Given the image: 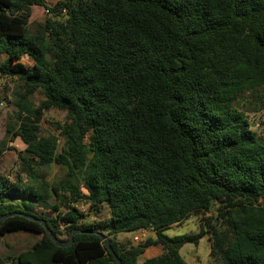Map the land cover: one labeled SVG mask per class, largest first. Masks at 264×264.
<instances>
[{
  "label": "trees",
  "instance_id": "trees-1",
  "mask_svg": "<svg viewBox=\"0 0 264 264\" xmlns=\"http://www.w3.org/2000/svg\"><path fill=\"white\" fill-rule=\"evenodd\" d=\"M33 5L54 17L30 31ZM0 54L2 74L24 55L39 70L26 69L29 87L14 101V135L34 141V157L21 159L31 181L0 172V215L42 219L61 241L86 231L57 246L38 221L6 217L0 236L40 234L17 264H117L80 202L106 205L105 235L122 264H138L151 245L162 252L141 264H187L179 248L205 234L207 264H264V142L233 106L242 90L264 93V0H0ZM51 108L67 114L60 144L39 133ZM51 163L67 167L58 183L33 171ZM213 206L206 231L163 233ZM151 227L140 244L116 239Z\"/></svg>",
  "mask_w": 264,
  "mask_h": 264
},
{
  "label": "rangeland",
  "instance_id": "rangeland-1",
  "mask_svg": "<svg viewBox=\"0 0 264 264\" xmlns=\"http://www.w3.org/2000/svg\"><path fill=\"white\" fill-rule=\"evenodd\" d=\"M56 1L58 0H45V3L47 7H51ZM47 16L54 17L47 11V8L33 5L28 16V29L33 31ZM4 58L5 57L0 54V62L3 61ZM28 68H31L34 73L39 71L32 59L24 55L10 65L12 74L0 73V172L11 181L15 179L14 177L18 173V179L25 184L30 183L31 179L27 173L22 170V168H25V164L22 163L21 159L22 157H27L29 159L34 157L32 148L34 141L25 144L18 135H14V133H18V127L15 121V112L17 108L14 105V101L17 99V95L20 92H23L29 87V83L24 78V73ZM254 96L255 94L242 90L233 102V106L246 112L253 131L256 133L259 140L264 142V123L261 121V114L264 110V93H260L259 98H255ZM28 97L34 106H37L39 101L43 98L39 90H34L29 93ZM66 121L67 114L64 111L55 108L45 110L40 118L39 133L41 135L49 133L57 135L60 144L64 136L59 133V129ZM30 162L34 164L32 160H30ZM32 167L36 175L43 176L44 179L51 184L58 183L67 173V167L61 164L51 163L43 168L34 165H32ZM54 202V198L50 197L49 203L53 204ZM76 207L84 213L85 223L93 224L96 230L104 235L106 234V231L110 228L111 220L105 204L98 207L92 206L86 202H80ZM215 208L216 206H213L210 211L204 213H193L184 218L180 223L168 227L163 233L169 237L182 234H195L199 231L201 226L202 229L206 231L208 229L205 226L207 217L214 216ZM41 209L40 207H36L37 211ZM62 209L63 208H60V210ZM42 211L49 217L54 216L56 213L53 212L52 209H42ZM151 233L152 231H147L142 234L140 230H134L119 232L116 234V237L121 239L120 241H129L131 244L137 245L151 235ZM134 235H139L140 240L134 241ZM39 238L40 234L26 231L2 235L0 236V255H2V257L8 254L15 256L19 252L28 249L32 243ZM209 249V236L205 234L198 238L197 243H184L179 248V255L187 264H207L209 262ZM143 258L144 257L140 255L137 260L138 264H141L140 262ZM4 262H9L10 264L16 263H12L10 260H5Z\"/></svg>",
  "mask_w": 264,
  "mask_h": 264
},
{
  "label": "water",
  "instance_id": "water-1",
  "mask_svg": "<svg viewBox=\"0 0 264 264\" xmlns=\"http://www.w3.org/2000/svg\"><path fill=\"white\" fill-rule=\"evenodd\" d=\"M12 215H20V216H24L25 218L27 219H30V220H36L38 221L40 224H42V226L44 227V230L45 232L48 234V236L51 238V240L53 241V243L57 246H63V247H67L69 245L72 244L73 242V235L76 234V233H80V232H86L85 230L81 229V228H75L73 229L69 235H68V238L64 241H61L59 239H57L53 234L52 232L47 228V226L45 225V222L42 220V219H37V218H34L32 216H29V215H26V214H23L22 212H11V213H8L6 215H0V223L6 218V217H9V216H12ZM150 231H153L152 230V227L149 229ZM95 234L99 235V237L101 238V240L103 241V244L104 246L106 247V249L109 251V253L113 256V258L116 260L117 264H122L120 259L118 258V256L116 255V253L113 251L111 245H110V242H109V239L106 235H104L103 233L101 232H98V231H93Z\"/></svg>",
  "mask_w": 264,
  "mask_h": 264
},
{
  "label": "crops",
  "instance_id": "crops-1",
  "mask_svg": "<svg viewBox=\"0 0 264 264\" xmlns=\"http://www.w3.org/2000/svg\"><path fill=\"white\" fill-rule=\"evenodd\" d=\"M27 232V231H26ZM151 232V231H150ZM30 233V232H29ZM34 234H37V233H34ZM117 236V235H116ZM117 240H121L119 238L116 237ZM162 252V249H161V246L160 245H151V246H148L146 248H144L141 256H143L144 258H148V257H151V256H155V255H158ZM0 258L3 260V262L5 260H10V262L14 263L16 262L14 256H11V255H6L5 257H2V255H0ZM5 263V262H4ZM5 264H10L9 262L8 263H5ZM17 264V263H15Z\"/></svg>",
  "mask_w": 264,
  "mask_h": 264
},
{
  "label": "built area",
  "instance_id": "built-area-1",
  "mask_svg": "<svg viewBox=\"0 0 264 264\" xmlns=\"http://www.w3.org/2000/svg\"><path fill=\"white\" fill-rule=\"evenodd\" d=\"M140 231H141L142 234L147 232L145 229H141ZM133 240L134 241H139L140 240L139 235H134L133 236Z\"/></svg>",
  "mask_w": 264,
  "mask_h": 264
}]
</instances>
